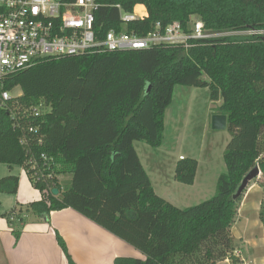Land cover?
<instances>
[{"label":"trees","instance_id":"trees-1","mask_svg":"<svg viewBox=\"0 0 264 264\" xmlns=\"http://www.w3.org/2000/svg\"><path fill=\"white\" fill-rule=\"evenodd\" d=\"M95 5L100 33L114 29L145 36L155 24L164 28L173 22L187 31L198 20L208 35H231L191 40L189 49L157 45L51 58L10 77L3 90L20 89L21 95L0 109V165L9 171L21 167L41 199L23 210L16 204L2 217L13 223L9 217L23 211L41 216L72 209L144 256L114 264L226 259L241 264L232 255L231 228L247 188L237 199L234 195L255 166L261 176L251 182L258 180L264 193V34L237 33L264 31V0H95ZM136 6L147 16L123 26L120 12L132 13ZM177 86L208 89L209 100L221 102L218 114L226 117L230 135L223 153L226 170L214 195L183 209L154 192L133 146L162 145L164 115ZM39 105L44 107L39 117L23 121ZM196 171L197 161L183 158L174 180L193 185ZM62 174L71 175L65 185L58 180ZM18 183L15 176L1 178L0 193L16 194ZM259 220L264 232V199ZM19 234L20 229L13 231L16 240ZM55 240L67 263L76 264L57 232Z\"/></svg>","mask_w":264,"mask_h":264},{"label":"built area","instance_id":"built-area-1","mask_svg":"<svg viewBox=\"0 0 264 264\" xmlns=\"http://www.w3.org/2000/svg\"><path fill=\"white\" fill-rule=\"evenodd\" d=\"M95 8V0H0V109H7L8 102L13 99L11 92L3 90L6 81L42 60L137 51L157 45H179L189 49L191 40L220 37L206 34L203 23L198 20H192L187 31L179 22H173L164 28L157 23L145 36L114 29L100 33L95 28ZM142 19L135 12H120L123 26ZM237 34L263 35L264 31ZM43 110V105L34 107L22 119L38 118ZM28 130L34 133L35 128L31 126ZM15 217L9 218L13 221Z\"/></svg>","mask_w":264,"mask_h":264},{"label":"crops","instance_id":"crops-1","mask_svg":"<svg viewBox=\"0 0 264 264\" xmlns=\"http://www.w3.org/2000/svg\"><path fill=\"white\" fill-rule=\"evenodd\" d=\"M136 8H143L142 11L144 14H139V17L145 18L147 16L146 10L143 6H136L133 12H135ZM189 95L190 94H187L186 97H189ZM215 103L221 104L220 101ZM133 146L137 153L138 149L135 146V143ZM139 148L142 154L146 156L145 160L146 163H148V161H150L148 156L151 155L152 152L147 148H143V146H140ZM161 148L162 145L154 151L158 153ZM167 151L168 154H170L171 150ZM171 154H174V151ZM138 158L152 185V180L147 169L148 167H146L139 155ZM180 158L187 157L179 155L171 165L173 179L174 169L177 162L180 161ZM150 172L152 171L150 170ZM152 174L154 176L156 175V177L162 182L163 176L161 170H155ZM8 176L12 175L4 177ZM196 177L197 171L195 179ZM257 181L258 180L251 182L247 187V190L243 193L237 219L231 228L234 244H239V246H237L238 248L235 247L234 249L237 252V256L234 255V257L241 262V264H264V232L263 226L259 220L260 205L264 199V193ZM23 183H25L24 180H20L21 189L26 187ZM162 183L166 184L165 181ZM168 183L169 182H167V184ZM194 184L195 180L193 185ZM166 188V186H164V189L161 187L162 190L160 189L158 193L155 191L156 189H154V187L153 190L159 197L178 208L183 209L188 207L175 204L172 200L174 199V196L169 197L167 194L163 195L165 194ZM18 189L20 188L18 187ZM40 199V194L37 195L36 192L27 191L24 197L19 198V201L16 204L22 205L23 210L26 204L39 201ZM252 215H255V218H252ZM9 221L13 223H9L6 218L0 220V264H68L65 255L56 243L55 232H57L64 240L68 253L72 261L76 264H114L115 260L118 258L144 259V256L140 252L72 209H64L57 212H51L48 215L43 214L41 216H36L32 212L23 211L20 213L19 217L16 215L15 220L11 221L9 218ZM15 229H20L18 240H16L13 235ZM246 246H251L250 252L248 253L249 259L243 257L244 248ZM251 252L253 255H249ZM217 264L231 263L226 259Z\"/></svg>","mask_w":264,"mask_h":264},{"label":"rangeland","instance_id":"rangeland-1","mask_svg":"<svg viewBox=\"0 0 264 264\" xmlns=\"http://www.w3.org/2000/svg\"><path fill=\"white\" fill-rule=\"evenodd\" d=\"M142 10L143 8H136L135 13L140 16L139 14H144ZM217 35L221 36L223 34ZM187 94H190L189 97H186ZM10 95L18 97L21 95V91L20 89L14 90ZM219 106V103L209 100L206 88L177 86L174 91L173 101L165 113V133L160 151L156 153L154 148L135 142L139 157L148 167V173L152 180V185L156 189L155 191L158 193L161 187L164 189V186H166L167 188L163 195L174 196L172 200L175 204L189 207L212 198L215 193L216 179L218 175L226 170L223 153L230 140V135L226 129L214 131L211 128L212 117L218 114ZM140 146L152 152L148 156L150 160L148 163H146V156L142 154ZM167 150H171L170 154L174 151V154H168ZM179 155H184L197 161L198 170L194 185H183L174 181L171 165ZM149 168L152 172H150ZM155 170L162 171V182L165 181L166 184H163L156 175L152 174ZM7 175H14L19 178L18 187L20 189L14 195L0 194V220L3 218L2 215L8 213L19 201V198L24 197L27 191L39 194L33 188L21 167L14 166L9 171L6 165H0V178ZM70 178L71 175L69 174L58 176V180L62 185L67 184ZM22 179L25 182L23 185L26 186L23 189H21L20 184ZM167 182L169 183L167 184ZM252 218H255V215H252ZM237 246L239 244L235 243L236 248H238ZM250 247L246 246L244 248V258L249 259ZM232 255L237 256L236 250H234ZM249 255H253V253L251 252Z\"/></svg>","mask_w":264,"mask_h":264},{"label":"water","instance_id":"water-1","mask_svg":"<svg viewBox=\"0 0 264 264\" xmlns=\"http://www.w3.org/2000/svg\"><path fill=\"white\" fill-rule=\"evenodd\" d=\"M211 128L214 131H222L226 129V117L223 115H215L211 120ZM260 176V171L257 166H255L251 171H249L241 181L239 188L237 189L234 199L241 196L243 191L247 188L248 184L254 179ZM52 194L56 196L58 194L56 189L52 190Z\"/></svg>","mask_w":264,"mask_h":264}]
</instances>
